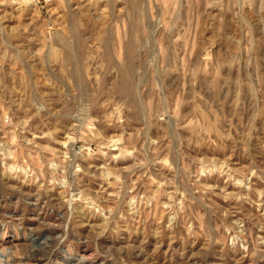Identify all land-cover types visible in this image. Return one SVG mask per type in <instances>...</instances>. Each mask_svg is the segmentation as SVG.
<instances>
[{
    "label": "rangeland",
    "instance_id": "rangeland-1",
    "mask_svg": "<svg viewBox=\"0 0 264 264\" xmlns=\"http://www.w3.org/2000/svg\"><path fill=\"white\" fill-rule=\"evenodd\" d=\"M6 259L264 264V0H0Z\"/></svg>",
    "mask_w": 264,
    "mask_h": 264
},
{
    "label": "bare ground",
    "instance_id": "bare-ground-1",
    "mask_svg": "<svg viewBox=\"0 0 264 264\" xmlns=\"http://www.w3.org/2000/svg\"><path fill=\"white\" fill-rule=\"evenodd\" d=\"M3 256L5 257V255H4V254H3ZM4 257H3V258H4ZM82 259H85V258H83V257H82ZM6 261H7V259H6ZM7 263L9 264V260L7 261Z\"/></svg>",
    "mask_w": 264,
    "mask_h": 264
}]
</instances>
